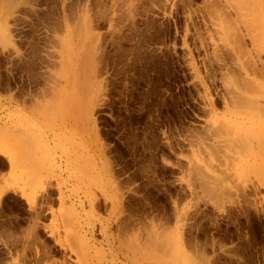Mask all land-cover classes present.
Listing matches in <instances>:
<instances>
[{"label": "rangeland", "instance_id": "374dc122", "mask_svg": "<svg viewBox=\"0 0 264 264\" xmlns=\"http://www.w3.org/2000/svg\"><path fill=\"white\" fill-rule=\"evenodd\" d=\"M264 264V0H0V264Z\"/></svg>", "mask_w": 264, "mask_h": 264}, {"label": "bare ground", "instance_id": "6f19581e", "mask_svg": "<svg viewBox=\"0 0 264 264\" xmlns=\"http://www.w3.org/2000/svg\"><path fill=\"white\" fill-rule=\"evenodd\" d=\"M61 264H68V263H66V262H62ZM81 264H86V263H81Z\"/></svg>", "mask_w": 264, "mask_h": 264}]
</instances>
